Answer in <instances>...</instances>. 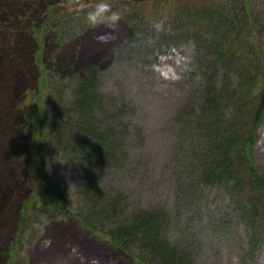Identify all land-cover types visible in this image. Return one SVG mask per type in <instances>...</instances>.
I'll return each mask as SVG.
<instances>
[{
	"label": "trees",
	"instance_id": "16d2710c",
	"mask_svg": "<svg viewBox=\"0 0 264 264\" xmlns=\"http://www.w3.org/2000/svg\"><path fill=\"white\" fill-rule=\"evenodd\" d=\"M248 1H137L139 15L130 8L122 14L130 34L121 43L141 31L148 16L156 15L167 18L170 43L178 44L184 37L201 51L204 61L200 64L198 96L182 107L188 118L183 126L188 135L182 144L190 185L186 191L194 193L209 186L232 194L244 222L247 251H254L264 239V174L253 157L256 129L264 116V56L254 37V31L261 27ZM44 27L42 18H33L23 3L0 15V50L6 57L5 73L0 78V146L6 145L14 161L22 154L26 160L22 180L31 184L39 179L41 194L36 198L22 193L20 215L17 212L14 216L16 209H10L0 193V264L19 261L23 227L14 229L17 222L24 225L35 212L46 213V209L51 216L76 218L126 264H191L190 254L168 237L172 223L164 208L128 212L123 193L118 189L108 193L101 186L102 169L119 162L122 147L115 128L99 118L103 102L97 92V66L84 62L79 68L82 61H75L68 70L77 84L68 99L54 103L55 91L52 97L45 93L43 98L47 58L41 33ZM241 34L250 38L249 44ZM117 43L114 45L120 48ZM18 79H23L24 85L20 96L12 99L20 87ZM51 140L56 141L53 152L64 151L82 161L77 180L80 205L76 208L44 171V151L51 147ZM21 145L25 149L14 153ZM0 167L9 172L3 155ZM34 190L29 188L28 194Z\"/></svg>",
	"mask_w": 264,
	"mask_h": 264
},
{
	"label": "rangeland",
	"instance_id": "374dc122",
	"mask_svg": "<svg viewBox=\"0 0 264 264\" xmlns=\"http://www.w3.org/2000/svg\"><path fill=\"white\" fill-rule=\"evenodd\" d=\"M77 1L0 0V11L18 3L32 4L27 8L33 18L46 14L47 22H56L54 35L45 34L47 29L41 32L47 56L43 98L45 93L52 97L55 91L54 103L68 99L76 85L68 69L75 61H82L79 68L84 62L99 66L98 90L103 101L99 118L115 128L122 147L119 162L102 169L103 188L123 193L128 212L134 208H164L172 223L168 237L190 254L191 264H264V242L260 251H247L244 222L232 194L216 187L186 191L190 185L184 172L182 144L188 135L183 131L188 118L182 114V107L198 96L200 64L204 61L201 51L184 37L178 44L170 43L168 35L172 32L167 18L150 15L142 24L145 30L125 41L120 53H108L110 45L126 36L122 14L131 6L136 8L138 0H125L126 4L109 0L120 12L115 28L91 26L85 11L95 5L82 2L76 7ZM248 3L261 27L254 31V37L264 56V0ZM105 33L111 35L103 36ZM240 37L249 44V37ZM5 58L0 50V78L5 73ZM23 85L21 81L12 99L20 96ZM55 143L51 140V147L44 151V171L76 208L80 205L77 177L82 161L64 151L53 152ZM24 149V145L16 146L13 152ZM1 155L7 160L9 172L0 167V193L10 209H16L17 216L22 209V193L41 197L40 181L24 183L21 173L26 160L22 154L14 161L6 145H1L0 159ZM253 157L264 174V117L256 129ZM33 187L35 190L28 194ZM46 211H38L39 215L30 217L24 225L18 221L14 226L16 230L18 225L19 230L25 229L18 243L20 258L16 264H125L105 242L90 236L76 218L51 216L50 210Z\"/></svg>",
	"mask_w": 264,
	"mask_h": 264
},
{
	"label": "clouds",
	"instance_id": "9594fccd",
	"mask_svg": "<svg viewBox=\"0 0 264 264\" xmlns=\"http://www.w3.org/2000/svg\"><path fill=\"white\" fill-rule=\"evenodd\" d=\"M86 15L89 24L93 27L105 24L108 27L115 28L120 20V12L113 8L109 0H96L95 7L91 8ZM102 35L108 36L111 35V33ZM59 162L64 163L67 162V160ZM47 166L50 167V165Z\"/></svg>",
	"mask_w": 264,
	"mask_h": 264
},
{
	"label": "water",
	"instance_id": "95a60500",
	"mask_svg": "<svg viewBox=\"0 0 264 264\" xmlns=\"http://www.w3.org/2000/svg\"><path fill=\"white\" fill-rule=\"evenodd\" d=\"M95 0H79L78 2H77V4H80V3H82V2H86V3H90V2H94ZM76 4V5H77Z\"/></svg>",
	"mask_w": 264,
	"mask_h": 264
}]
</instances>
